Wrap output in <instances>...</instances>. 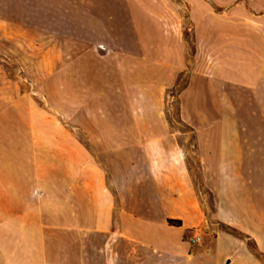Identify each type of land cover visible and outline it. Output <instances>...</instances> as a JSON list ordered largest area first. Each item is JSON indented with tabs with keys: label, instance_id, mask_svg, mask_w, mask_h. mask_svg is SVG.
Here are the masks:
<instances>
[{
	"label": "crops",
	"instance_id": "obj_1",
	"mask_svg": "<svg viewBox=\"0 0 264 264\" xmlns=\"http://www.w3.org/2000/svg\"><path fill=\"white\" fill-rule=\"evenodd\" d=\"M151 25L130 0H0V59L40 81L87 53L151 58ZM240 58L239 78L226 77L240 84V129L221 116L193 131L208 191L176 132H72L64 211L46 221L2 206L0 264H264V46L256 40ZM78 134L96 140L87 172Z\"/></svg>",
	"mask_w": 264,
	"mask_h": 264
},
{
	"label": "rangeland",
	"instance_id": "obj_2",
	"mask_svg": "<svg viewBox=\"0 0 264 264\" xmlns=\"http://www.w3.org/2000/svg\"><path fill=\"white\" fill-rule=\"evenodd\" d=\"M130 2L152 22L151 58L87 53L40 81L0 59L6 72L0 80V210L41 211L46 221L50 212L64 211L66 145L81 130L142 139L176 132L196 182L208 191L193 131L215 129L221 116L240 129V84L226 77L239 78L247 45L259 40L264 46V0ZM77 136L87 172V157L98 161L96 140ZM73 155L81 152L73 148ZM208 200L214 206L212 196Z\"/></svg>",
	"mask_w": 264,
	"mask_h": 264
},
{
	"label": "built area",
	"instance_id": "obj_3",
	"mask_svg": "<svg viewBox=\"0 0 264 264\" xmlns=\"http://www.w3.org/2000/svg\"><path fill=\"white\" fill-rule=\"evenodd\" d=\"M188 241L192 245L199 244L201 242V231L198 229L193 230L188 237Z\"/></svg>",
	"mask_w": 264,
	"mask_h": 264
}]
</instances>
